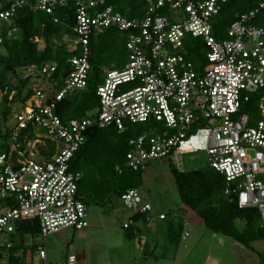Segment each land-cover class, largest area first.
Segmentation results:
<instances>
[{"label":"built area","instance_id":"1","mask_svg":"<svg viewBox=\"0 0 264 264\" xmlns=\"http://www.w3.org/2000/svg\"><path fill=\"white\" fill-rule=\"evenodd\" d=\"M73 1L74 23L68 25L73 38L67 46L74 54L67 59L69 69L61 84L54 78L57 63L29 66L48 84L37 85L20 102L9 138L0 127V247L12 246L5 236L19 235L18 226L25 220L39 221L42 239L88 227V206L78 193L82 173L71 170V159L91 127L114 125L124 132L128 123L160 126L130 139L118 172L124 167L141 171L163 158L177 161L179 168L183 154L204 151L209 167L225 178L224 194L240 208H257L264 226V23L255 22L264 0L237 14L220 39L213 33V20L229 0H145L142 16H128L110 0ZM69 2L0 0V45L19 37L16 20L22 8L43 12L58 23L55 10ZM110 29L125 36V64L102 67L98 107L84 117H62L58 109L65 97L88 85L92 39ZM187 36L200 37L207 45L206 65L197 68L187 57ZM34 41L43 48L42 37ZM8 92L7 85L3 96ZM253 93L258 95L256 114L243 110ZM16 95L12 90L9 100ZM50 144L55 150L47 155L43 151ZM120 199L133 215L153 222L152 203L139 188L126 189ZM39 253L46 257L43 245ZM50 264L81 263L77 254H69Z\"/></svg>","mask_w":264,"mask_h":264},{"label":"trees","instance_id":"2","mask_svg":"<svg viewBox=\"0 0 264 264\" xmlns=\"http://www.w3.org/2000/svg\"><path fill=\"white\" fill-rule=\"evenodd\" d=\"M261 1L263 0H229L224 3L213 20L214 35L218 39L226 37V29L236 19V15L257 7ZM110 3L128 16H142L145 8V0H110ZM54 14L60 22H54L50 15L43 12H34L29 8L19 10L16 23L20 28V35L17 39L6 40L2 44L4 50L0 52V73L3 74L0 83L2 89L9 86L4 102L12 103L17 100L25 102L33 94V89L28 86L31 82L30 76L20 79L16 86L10 78V75H18L17 70L21 67L57 63L58 68L54 78L61 84L62 74L67 73L69 69L67 59L74 54L62 40L63 35L72 33L68 25L74 23V1L70 0L66 7L57 8ZM255 22L264 23V9L259 12ZM35 36L43 38V48H39L38 43L34 41ZM91 48L92 70L88 85L83 90L72 92L61 102L58 112L64 118L84 117L89 111L98 107L100 100L96 89L103 79L102 67H113V65L122 67L125 64L123 62L118 66L113 59H106L107 55L108 59H111L117 53L124 59L127 56L125 36L116 29H110L93 38ZM185 50L187 57L196 64L197 68L207 63L208 48L202 38L187 36ZM12 90H16L17 95L9 100L8 95ZM256 95L253 93L251 100L244 104V111L253 113V109L257 113ZM10 112L12 109L8 105L5 116L7 117ZM139 124L141 127L136 135L129 124L124 132H119L114 125L106 128L94 126L89 129L87 141L75 152L70 162L71 170L82 173L78 179V193L87 205L90 201L107 203L113 196L120 198L128 188L142 186L144 170L136 171L126 167L121 173L116 170L117 165L123 166L130 147V139L151 127L156 129L160 126ZM12 132V129H5L2 136L9 138ZM23 138L24 135L21 133L20 139ZM54 150L55 146L50 144V147L43 152L51 155ZM169 161L185 219L194 223L201 221L209 231L229 236L250 249H254L253 241L264 239V226L260 224L257 208H240L236 200L226 196L224 194L226 181L221 173L211 167L181 170L173 159L169 158ZM138 216L140 215H133V218L137 219ZM183 229V224L169 227V237L173 245H178L180 242ZM39 231L37 219L25 220L18 226L21 239L27 235L35 237ZM14 249L13 247L9 251L10 263L20 264L15 257Z\"/></svg>","mask_w":264,"mask_h":264},{"label":"crops","instance_id":"3","mask_svg":"<svg viewBox=\"0 0 264 264\" xmlns=\"http://www.w3.org/2000/svg\"><path fill=\"white\" fill-rule=\"evenodd\" d=\"M138 188L141 190V186ZM145 200L150 201L153 206L154 219L151 224L144 216L134 219L133 213L124 217L122 225L109 217L92 218L88 214L90 225L82 230H64L46 239H42L39 235L34 239L29 235L23 239L20 235H12L14 239L15 237L18 239L16 243H12L15 257L20 264H50L65 260L69 254H77L81 264H193L188 260L193 252L186 243L190 229L186 228L185 231L183 229L178 245H173L169 237L171 225L183 224L185 227L190 223L194 224L185 219L182 205L180 217L175 216L179 218L177 220L167 211H160L157 214L153 202L149 199ZM160 214H165V218L161 219ZM130 219H133V222L125 227V223ZM187 231L189 234L185 236ZM40 245L46 249L45 258L39 253ZM28 248L32 253L37 252L36 258L32 253L28 254ZM9 254L10 252L0 253V264H12ZM194 259L198 260V256ZM201 263L203 264V259Z\"/></svg>","mask_w":264,"mask_h":264},{"label":"rangeland","instance_id":"4","mask_svg":"<svg viewBox=\"0 0 264 264\" xmlns=\"http://www.w3.org/2000/svg\"><path fill=\"white\" fill-rule=\"evenodd\" d=\"M72 38L73 37L70 34L63 35L62 40L65 46L69 44V41ZM42 44H44V42H42ZM38 46H40V44ZM3 50V46L0 45V52H2ZM106 59H113V61H116V63H118V66L120 65V63H125L126 61V58L124 59L123 56L119 55L118 53L115 54L111 59H108L107 55ZM204 65H206V63ZM28 67L18 68V75H10L11 80L15 83L14 85L16 86V83H19L20 79H25L27 76H30L31 82L28 86L32 89L34 87H38L39 85L47 86V80L34 75L32 70ZM113 67L115 66L113 65ZM115 68L120 67L116 66ZM2 77L3 74L0 73V78ZM256 96L258 98V95ZM8 105L11 107L12 112H10L6 117L5 110L8 108ZM20 111V100L12 103H9L7 101L4 102V96L2 94V84L0 83V127L3 129H10L12 126H14L16 121L15 116ZM252 112L253 114H256L253 109ZM129 127L132 128V132L136 135L139 131L138 129H140L141 127V124H129ZM40 131L41 133H43L44 130ZM173 161L175 162V164H177V161ZM181 163L182 164L179 166V169L181 170H193L209 167L208 157L204 151L183 154L181 156ZM141 192L145 199H149L153 202L156 209L155 212L157 214L160 211H167L170 212L171 217L177 220L179 219L178 217L175 218V216L181 215L182 202L180 200L177 187L174 183V179L170 171V161L168 158L151 161L143 175ZM87 206L88 214L90 217H109V219H112L113 221H116L121 225L123 224L124 217L132 213L131 210L124 207L121 199L116 196H113L111 200L103 204L90 201ZM186 228L190 229V235L187 237L186 243L190 245V250H192L191 252H193L188 260L193 264H202V259L203 264H214V262L218 264V261L219 264H264V239L253 241L252 245L254 249H250L238 243L229 236L209 231L201 221H197L194 224L190 223L189 225L184 227V231L186 230ZM5 239L9 243L14 244L17 242V237H15L14 239L12 235H6ZM0 241H4L1 236ZM12 248L13 245H5L0 248V253L6 254ZM31 253L32 252L30 248H28V254L31 255ZM32 255L34 256V258H36L37 252H33ZM196 256H198V260L194 259Z\"/></svg>","mask_w":264,"mask_h":264}]
</instances>
